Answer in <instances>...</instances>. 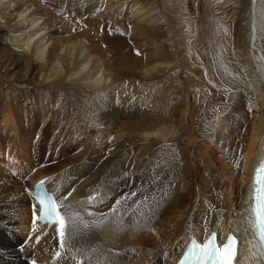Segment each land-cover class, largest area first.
<instances>
[{
	"label": "bare ground",
	"instance_id": "bare-ground-1",
	"mask_svg": "<svg viewBox=\"0 0 264 264\" xmlns=\"http://www.w3.org/2000/svg\"><path fill=\"white\" fill-rule=\"evenodd\" d=\"M70 1L78 10L67 12L64 23L54 21L53 3L62 9ZM221 1L231 30L214 18L213 0H206V11L200 0L192 1L188 17L203 19L212 34L206 40V30L184 31L189 18L176 0H164L158 11L148 0H0V138H44L47 146L37 157L19 144L0 154V264H39L32 246L37 258L44 251V264H74L54 229L39 244L35 237L24 243L33 232L32 188L40 179L58 204L68 205L63 213L77 228L69 227L64 238L82 264H174L192 236L202 242L211 231L222 241L236 234L235 264H261L248 210L264 152V5L250 12L246 0ZM112 5L118 15L109 10L104 16ZM112 21L130 29L133 46L108 34ZM213 25H220L219 36ZM144 45L149 59L134 53ZM124 74L143 85L155 74L144 99L158 109L148 106L146 115L113 135L84 114L92 110L106 121L137 105ZM140 80H129L132 88ZM45 100L51 109H63L71 127L43 119L39 106ZM85 122L96 129L90 145L99 151L96 158L82 144ZM58 146L70 147L60 155L77 150L80 159H59ZM142 158L146 187L149 178L154 189L161 187L164 201L156 205L155 199L147 205L144 195L132 204L120 196L121 185L114 188L117 166L132 170ZM74 172L83 174L81 180Z\"/></svg>",
	"mask_w": 264,
	"mask_h": 264
},
{
	"label": "rangeland",
	"instance_id": "rangeland-1",
	"mask_svg": "<svg viewBox=\"0 0 264 264\" xmlns=\"http://www.w3.org/2000/svg\"><path fill=\"white\" fill-rule=\"evenodd\" d=\"M115 1H117V0H115ZM177 1V3H178V7H179V11H181V12H183V14H185L187 17L189 16V12H190V8H191V4H192V1L193 0H176ZM246 1H248V3H249V11L250 12H252L253 10H254V7H255V4H260V5H264V0H262V2L263 3H261L260 2V0H246ZM148 2L150 3V7L152 6V7H154V11H158V10H160V9H162L163 10V7H164V0H148ZM219 2H222L221 0H213V8H214V10H216L215 12H214V18L217 20L218 19V22H220L221 23V25H225V26H228L229 25V27H230V30L232 29L231 28V25L228 23V20H226V18L224 19L222 16L224 15L223 14V10L221 9L222 7H221V5H220V3ZM115 4V3H114ZM206 4H207V2H206V0H200V8H201V10H203V11H206L207 9H205V8H207V6H206ZM84 5H87V4H84ZM62 6H63V8L62 9H60L59 7H60V5H58V4H56V3H53V7H52V11L51 10H49V15L52 17V19L54 20V21H56V22H61V23H64V22H66L67 21V12H70V11H72L73 9H77L78 10V8H77V6H76V3H75V1L74 2H72V1H70V2H66L65 3V5H63L62 4ZM109 7V8H108ZM107 7V9H104L105 11H104V13L105 14H103L104 16H107V15H111V12H112V14L113 15H115V16H117L118 15V6L116 5V6H108ZM171 7H173V6H171ZM183 11H182V10ZM111 12H110V11ZM98 13H100L98 10H96ZM95 11V13H97ZM78 12V11H77ZM116 13V14H115ZM170 14H175V12H172V13H170ZM166 15H168V14H166ZM27 16V15H26ZM26 16L25 17H23L22 19L24 20L25 18H26ZM66 16V17H65ZM59 17H61V18H59ZM112 18H113V16H112ZM189 19H188V21L185 23V25H184V31L187 33H191V31L192 30H194L195 31V34L196 33H198L197 32V30H200L201 29V31H205L206 30V28H205V25L204 24H202V22L201 21H203V19L202 18H200L197 22L196 21H194L193 20V18H191V16L190 17H188ZM229 21L231 22L232 21V23H235L236 22V20H237V18H236V16L235 15H232V16H230L229 18ZM212 20V19H211ZM215 20V21H216ZM221 20V21H220ZM113 21H115V19H113ZM110 22V26H109V31L111 32H109L108 31V34L112 37V38H114V39H119V40H122L124 43H128L129 45H132L133 46V44H134V42L132 41L131 42V40H130V38H131V34H132V32L130 31V29H128V28H126V27H123L122 25H119V24H117L116 22ZM116 21H118V19L116 20ZM217 22V23H218ZM113 24V25H112ZM118 25V26H117ZM122 27V28H121ZM203 29V30H202ZM215 30V35L216 36H219L220 34H221V31H220V25L219 26H214L213 25V31ZM129 33H128V32ZM205 39L207 40L208 39V37L210 36V35H212V34H210L209 32H207V30L205 31ZM62 34V33H61ZM60 36V35H59ZM37 38V37H36ZM64 38H67V37H64ZM48 39H50V38H48ZM47 39V40H48ZM35 40H37V39H34V41ZM46 41V40H45ZM45 41H43V42H45ZM189 41H190V39H189ZM103 44V43H102ZM144 44H146V41H144ZM49 42H47L46 43V46H47V48H45V50H46V52H47V50L49 49ZM134 53H136L137 55H140L141 56V54H144V55H142L141 57H145L146 59H149V57L152 55V53L147 49V45H144V46H142V47H140L139 48V50H137V51H135ZM22 73H23V71H22ZM157 73V72H156ZM155 73V74H156ZM154 74V75H155ZM154 75H152L151 77H149L148 78V80H147V84L148 83H150V80H151V78L154 76ZM123 78H126V81H127V83H129L130 82V84H129V86H130V93H132V94H134L133 96H137V97H139V100H138V104L137 105H135L134 107L136 108V110H135V108L133 107V106H130V109H128L127 111L126 110H124L121 114H119L118 116L117 115H115V116H110L106 121H103L100 117V115H98L97 113H94V111H92V110H90V112H92V113H90V114H84V115H88V117L90 116L91 117V119H92V121H91V124L93 123H95V122H98L101 126H105L106 128L108 127L110 130H111V133L114 135V133H121V132H123V131H125L126 129H128L129 127H130V125H132L133 123H132V121L133 120H137L138 118H140L141 116H143V115H146V111H147V107L148 106H150L151 104H150V102H147L146 101V99H144V97H145V95H146V93H147V91H148V85L147 84H145V85H143V82L139 79V78H137V79H134V78H132V77H130L129 76V74H124L123 75ZM140 80V83L141 84H137V86H134V88H132V83H131V81H129V80ZM8 88H6L5 87V92H6V90H7ZM128 92V89L125 91V89H124V91H123V94H125V93H127ZM154 98H150V99H148V101H152ZM156 101L158 102V105H161L162 104V98L158 95V98L156 99ZM23 102H25V100H23L22 101V103ZM82 103V105H84V108H86V106H85V104L83 103V102H81ZM30 107L31 106H33V105H35V103L34 104H28ZM29 106H28V108H29ZM39 106V105H38ZM152 107H153V109H154V111H157V109H158V106L157 107H155V106H153V105H151ZM47 107V108H46ZM51 107V106H50ZM49 106H48V104H47V101L45 100V101H43V103L42 104H40V106H39V109H40V111H42V114H43V119H46V120H49L50 122H53L54 123V125H57V126H66V127H71V125L70 124H68L67 122H66V120L64 119V115H63V109L60 107V108H58V105L55 107V108H53V109H51ZM88 107V106H87ZM133 107V108H132ZM43 109V110H42ZM50 109V110H49ZM54 110H56V111H54ZM58 110V111H57ZM135 110V111H134ZM50 112V113H49ZM45 113V114H44ZM52 113V114H51ZM84 113H86V111H84ZM124 114V115H123ZM129 114H130V116H129ZM138 114V116H136ZM53 115H55L54 117H52ZM132 117V118H131ZM114 118V119H113ZM111 119H112V121H111ZM119 119V120H118ZM116 123L118 124V125H116ZM132 123V124H131ZM60 124V125H59ZM111 125V126H110ZM122 125V126H121ZM125 125V126H124ZM124 126V127H123ZM85 127V128H84ZM115 129H114V128ZM77 129V127H75V130ZM80 129H81V132L83 133V137H82V144H83V147H85V149L86 148H89L91 151L89 152V157H91V158H96L97 157V155L99 154V151H98V149H97V147L95 146L94 148H92V146H90L91 145V137H92V135H96L95 133H96V129L95 128H93L92 127V125H90L89 123L87 124V122H85V123H81V125H80ZM85 131H84V130ZM118 129V130H117ZM73 130V129H72ZM87 130V131H86ZM91 131V132H90ZM94 131V132H93ZM87 132V133H86ZM43 133H45V132H43ZM89 135V136H88ZM87 138V139H86ZM34 138H32V137H30L26 142H24V143H20L19 141H16V142H11V143H8V142H5L3 139H1L0 138V143H3L1 146H0V154H1V156H2V153H7V152H2L4 149H7V150H12V153L13 152H15V151H17V150H15L16 149V145L17 144H19V145H24V149L25 150H27V151H29V154H31L32 156H34V157H37L38 155H42L45 151H46V149H47V146H45V145H43L42 143H46V139H44V138H39V140L38 139H36V140H33ZM66 140H71L70 138H68V139H66ZM97 140V139H96ZM98 140H99V138H98ZM4 141V142H3ZM72 143V142H71ZM68 145H71V144H68ZM70 147H68V146H66V148H65V151H67L68 149H69ZM55 151H57L58 152V158L59 159H64L66 156H68V157H70V158H74V157H76V158H79L80 159V156H81V152H79V151H77V150H74L73 151V153L74 154H68V155H66V156H62V155H60L59 154V152L60 151H64V147L63 148H61L60 146H58V148L55 150ZM64 151V152H65ZM88 157V156H87ZM86 157V158H87ZM85 158V159H86ZM152 158V157H151ZM145 159L144 158H142L141 159V162H142V164L140 165V166H135L132 170L127 166V167H122L123 165H121V166H117L118 168L116 169V173H114V175H113V178H115L117 181H115V185H114V188H116V187H118V185H121L120 187H123V188H125V187H128L124 192H122V189L123 188H120L118 191H119V193H121L120 194V196H122L123 198H126V199H129L130 201H131V199H132V204L135 202V203H137V201L138 200H140V196H142V195H144L145 196V198H147V205H149V203L151 202V201H153L154 199V201H153V203H155L154 205H156L159 201H164L159 195H160V191H161V187H156L155 189H154V184H152L151 183V179L149 178L148 180H147V187H146V185H145V180H146V178H145V175H143V174H145V173H148L147 172V170H145V165H143V164H145V161H144ZM152 160H154L153 158H152ZM82 164V163H81ZM83 165H85V166H88L89 168H92V166H91V164L90 163H86V164H83ZM122 168V169H121ZM119 169V170H118ZM133 171V172H132ZM140 172V173H139ZM125 173V174H124ZM142 173V174H141ZM139 174H141V175H139ZM73 175H78V177H79V179L78 180H81V178H82V176H83V174H76L75 172L73 173ZM31 176V175H30ZM29 176V177H30ZM119 176V177H118ZM132 178V179H131ZM135 180H134V179ZM131 179V182H128L129 180ZM26 180V179H25ZM139 183V184H138ZM138 184V185H137ZM143 187V188H142ZM140 188V189H139ZM147 188H148V190H149V193L147 192ZM143 189V190H142ZM144 189H145V191H144ZM132 192V193H131ZM149 194V195H147V194ZM123 194V195H122ZM152 194H154V195H158L157 197H153V196H151ZM163 195V194H162ZM161 195V196H162ZM164 196V195H163ZM161 198V199H160ZM156 199H158V200H156ZM153 203H152V205H151V207L153 208L154 207V205H153ZM31 207H32V205H31ZM118 216H120L121 217V214L119 213V215ZM29 250L32 252V250H34V252H32L33 253V256H32V260H34L35 259V248H34V246H32L31 248H29ZM127 253V251H124V252H121L120 253V255H125ZM160 258H162V256L160 257ZM38 258L36 257V262H38L39 263V261L37 260ZM45 259V258H44ZM31 260V261H32ZM42 260V259H41ZM31 261H29V263H31ZM40 264V263H39Z\"/></svg>",
	"mask_w": 264,
	"mask_h": 264
},
{
	"label": "snow or ice",
	"instance_id": "snow-or-ice-1",
	"mask_svg": "<svg viewBox=\"0 0 264 264\" xmlns=\"http://www.w3.org/2000/svg\"><path fill=\"white\" fill-rule=\"evenodd\" d=\"M46 183V179L37 181L32 191L33 199L36 201L32 206L33 225L38 218L45 220L56 225L57 233L63 237L69 227L76 230L77 225L75 221L70 223L71 218L63 213V209L68 205L58 204V197L45 189ZM248 212V224L257 239L256 250L260 256H264V162L257 167L253 178V191ZM106 219V216L102 217L100 223ZM216 238V232L206 235L202 242L193 237L179 264H233L238 237L230 232L226 240L220 244L216 243ZM56 255L59 256L60 253L57 252ZM261 264H264V261Z\"/></svg>",
	"mask_w": 264,
	"mask_h": 264
}]
</instances>
